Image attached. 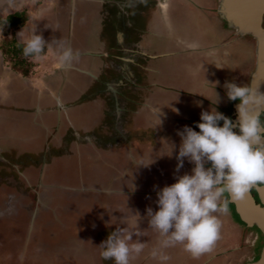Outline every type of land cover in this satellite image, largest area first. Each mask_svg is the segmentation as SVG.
I'll return each mask as SVG.
<instances>
[{
  "label": "flooded vegetation",
  "instance_id": "obj_1",
  "mask_svg": "<svg viewBox=\"0 0 264 264\" xmlns=\"http://www.w3.org/2000/svg\"><path fill=\"white\" fill-rule=\"evenodd\" d=\"M65 1L68 0H46V6L40 9L42 14L39 11L35 16L39 29L36 34L42 35L47 43L55 40L67 42L70 38L69 33L65 37L59 34L64 24L69 29L70 21L63 14L53 13H57L60 6L65 7L62 5ZM100 1L73 0L71 4L74 14L81 18L77 27L83 29L77 32L93 30L102 33L97 41L90 37L84 41L81 36L78 39L75 36L73 42L74 53H77L76 49L89 50L82 58H87V68L91 73L97 74L94 68L101 66L97 56L106 59V64L101 66V73L91 80L87 91L81 92L77 76L68 74L58 78L60 70L54 68L53 63L59 61L52 50L47 52V47L43 49L44 58L51 59L52 63L43 67L41 62L26 58V75L15 71L0 51L2 64L6 63V70H9L0 75L3 88L0 91V245L10 243L9 252L12 246L17 245L16 251L10 252V256L17 255L18 264H53V259L75 261L73 255L65 257L64 252L72 250L71 245H74V249H80L72 238L80 226L72 213H67V209L61 212L65 219H57L56 211L51 209V196L55 194L71 200L69 196L72 198L74 194L87 190L62 187L52 180L49 172L57 163H68L75 159L78 147L90 144L88 129L101 118L109 120L111 107L117 118L123 113L121 106L124 103L111 92L115 91L117 84L115 88L109 87L108 92L107 83L102 82L108 73L118 76L121 71L115 65H110V60L128 63L133 71H128L131 79L138 75L148 82L145 89L136 88L133 91L136 99H126L124 108H127V103L139 105V97L153 88L155 96L164 95L161 97H167L171 102L180 100L182 103L176 106L177 110L183 114L188 110L189 117L198 118L202 111L215 108L234 122L236 115L233 106L239 101L228 100L225 83L247 84L252 89L256 87L253 80L257 69L256 40L251 35L239 36L228 27L219 14V0H146V3L142 0H103L104 4ZM196 1L205 4L201 6ZM91 2L98 3V7L93 8ZM66 16L70 18L71 12ZM93 16L95 20L101 21V28L94 22L93 26L90 25L87 18ZM199 20H202L204 28H198ZM192 22L194 32H190L189 28ZM185 25L188 27L187 32ZM262 26L264 28V17ZM32 29L28 27V31ZM206 32L211 38L208 45ZM75 65L73 68L79 67L77 63ZM51 67V72L43 74L44 70ZM69 71L76 73L74 69H67L65 73ZM35 74L37 78L34 79L32 76ZM201 74L204 77L208 75L209 81L202 83L199 80ZM148 75L151 79H147ZM33 79L36 83L32 82ZM117 82L124 85L125 78H118ZM188 85L193 86V90ZM78 95L80 99L77 100ZM102 96H106L105 100H102ZM93 99L96 105L100 101L103 103L96 115L85 106L93 103ZM168 102L165 104L169 108ZM258 116L264 124V109ZM180 117L185 121L184 116ZM220 123L222 126L223 122ZM116 125L121 126L118 122ZM186 125L199 132L196 127ZM105 126L110 125L106 123ZM157 127L159 130L158 124ZM206 167H210V164ZM31 169L34 172L28 174L26 170ZM262 186L264 183H257L250 188L251 196L260 206H264V200L261 201L256 188ZM22 188L27 190L26 193L22 192ZM224 195L228 201V212L222 222L221 238L222 243H228L227 237L232 240V247L226 251L236 256L231 257V262L227 264H249L260 256L264 235L255 226L246 227L244 223L237 222L233 216L234 205L229 202L228 193ZM68 209L72 212L76 205ZM48 214L49 219L43 218ZM226 224L231 227L228 229ZM37 253H43V256ZM215 258L219 257L214 254L199 264H209L210 259ZM8 260L5 264H8ZM142 264H145L144 261Z\"/></svg>",
  "mask_w": 264,
  "mask_h": 264
},
{
  "label": "rangeland",
  "instance_id": "obj_2",
  "mask_svg": "<svg viewBox=\"0 0 264 264\" xmlns=\"http://www.w3.org/2000/svg\"><path fill=\"white\" fill-rule=\"evenodd\" d=\"M45 1L21 0L19 7H21L20 9H27L31 17L34 18L41 7L46 6L44 5ZM196 2L201 6L205 4L202 1ZM189 9H191L190 5ZM12 11L8 9L0 15L9 14ZM188 17L190 18L191 16L189 15ZM33 18L23 28L26 32H28L27 26L32 23ZM190 21L191 19H189ZM192 24L194 23L192 22L189 26L190 32H194V25ZM197 24L198 28L205 27L202 20H199ZM23 29L14 33L16 40L17 34ZM184 29L186 32L188 31L187 25L184 26ZM206 33V39H208L206 45H208L209 43L207 42L211 38L208 32ZM200 40H202V35ZM36 61L41 62L43 67L52 63L51 59L47 60L46 58ZM2 66L4 71L9 72V70H6V63L2 64ZM130 70L132 71L127 65L125 72H121L119 76L125 78L124 85L117 82L116 94L113 93L116 97L124 94L128 101L130 97L132 100L136 99L137 96L132 94L136 88L145 89L148 86L146 84L148 82L145 81L144 77L134 75L131 79L130 74L127 75ZM207 77L208 75L204 77L201 74L199 80L202 83L208 82L209 78ZM32 78H37V74L32 76ZM149 78L151 79L148 75L147 79ZM34 79L32 82L36 83ZM1 85L0 91L3 90ZM188 88L193 90L191 85H188ZM149 89L153 93V88ZM153 96L160 98L163 95L155 96L154 94ZM167 100L164 98L155 102L152 118L146 114V110L133 114L134 106L127 103V108H125V112L122 115L124 121V123L122 122V127L116 125V122L120 123V121L114 112L112 116H108V119H111H109L110 121L101 118L99 122H96L95 125L88 129L87 137L91 140L90 144L87 145L85 143L84 146L78 147V155L75 159L68 161V163H57L50 169V177L62 187L77 188L81 191L87 190V192L74 194L73 196L75 197L72 196L71 198L69 196L71 200L63 196L57 197L55 194L51 196V209L56 211L57 219H65L64 214L61 212H63V209H67L68 212H66L72 213L73 218L77 220L80 226H78L77 234L73 233L74 235H72L73 242L80 249H74V245H71L73 249L64 252L65 257H69L70 254L73 255L75 261L53 259V264H114L113 260L101 258V249L98 247L117 228H127L129 232L133 233L140 231L141 235L139 237L133 235L132 239L134 242L139 239L140 242L146 243L144 251L131 261L132 264H142V261L145 264H159L156 259L151 258L150 252L157 246V241L160 237L158 233L150 228L146 209L151 207L153 212L158 211L156 192L166 185L170 186L175 183L174 177L191 173L194 165L189 163L187 159L184 161L183 168L179 172L176 171L177 160L175 157L178 154L181 143L177 132L188 126L186 124L195 127L199 122L198 118H200V116L198 118L195 116L189 117L188 110L185 111V115L181 111H177L176 106L182 103L180 100L175 99L173 102L170 99L169 102ZM183 100L186 101L188 99ZM165 102L170 103L171 107L168 108ZM180 116H184L185 121ZM106 123H109L110 126L106 127ZM113 123H115V126ZM156 123L159 126V130ZM180 123L183 124L181 125ZM96 124L100 125L96 126ZM137 143L139 147H137ZM173 145L175 150L172 152ZM141 164L149 165L143 166ZM33 169L26 171L29 174L34 172ZM95 184L96 186H94ZM91 187L92 189H90ZM22 190L23 193L27 191L24 188ZM73 204L76 205V209L70 212L71 210L68 207ZM237 217L236 220L241 222L240 218ZM43 218L49 219L50 216L48 214ZM219 219L222 224L224 222L222 219H225V216L222 215V219ZM10 247V243L0 245V264H5L8 259V264H18L17 255L14 257L10 256V252L16 251L17 245L12 246V251L9 252ZM84 252H87V255ZM165 252L170 257L167 264H180L182 262L183 264H199L214 254L219 258L210 259L209 264H227L228 261L231 262V257L236 258L230 252L223 250L222 238L217 241L212 252L206 253L199 258H193L183 250L181 245L170 247ZM37 254H40V257L43 256V253ZM61 254L60 256H62ZM44 259L46 260L47 258L44 257Z\"/></svg>",
  "mask_w": 264,
  "mask_h": 264
},
{
  "label": "clouds",
  "instance_id": "obj_3",
  "mask_svg": "<svg viewBox=\"0 0 264 264\" xmlns=\"http://www.w3.org/2000/svg\"><path fill=\"white\" fill-rule=\"evenodd\" d=\"M4 2L9 8L17 6V0ZM21 46L24 57L34 60L43 59L47 47L60 67H70L79 55L61 40L47 43L36 34V28L17 34V47ZM224 88L228 100L239 101L237 121L212 108L201 112L200 122L195 125L199 132L188 126L178 131L181 143L175 157L176 171L183 168L185 159L194 167L190 174L174 177L175 183L156 192L158 211L146 209L150 228L160 237L150 252L159 264H167L170 257L165 250L176 245L193 258L212 252L221 238L219 216L228 212L224 194L239 199L253 185L264 183V124L250 111V106L264 104V94L235 82H226ZM172 148L173 152L175 146ZM208 164L210 167H206ZM133 235L139 237L141 232L117 228L98 247L101 258L114 264H131L146 247L139 239L134 242Z\"/></svg>",
  "mask_w": 264,
  "mask_h": 264
},
{
  "label": "water",
  "instance_id": "obj_4",
  "mask_svg": "<svg viewBox=\"0 0 264 264\" xmlns=\"http://www.w3.org/2000/svg\"><path fill=\"white\" fill-rule=\"evenodd\" d=\"M219 14L227 23L228 27L235 30L239 36L251 35L256 40L257 53V69L253 80L255 84L254 90H259L258 84L264 80V28L262 26L264 17V0H219ZM8 8L4 0H0V14ZM5 71L2 67L0 58V75ZM237 104L234 105L237 121ZM264 109V104L250 106V111L258 115ZM258 195L264 200V186L256 188ZM229 202L234 205L235 212L241 222L247 227H257L264 235V206L255 203L250 194V189L243 195L242 198L232 199L229 194ZM264 202V201H263ZM264 204V203H263ZM249 264H264V245L261 254L256 261Z\"/></svg>",
  "mask_w": 264,
  "mask_h": 264
},
{
  "label": "crops",
  "instance_id": "obj_5",
  "mask_svg": "<svg viewBox=\"0 0 264 264\" xmlns=\"http://www.w3.org/2000/svg\"><path fill=\"white\" fill-rule=\"evenodd\" d=\"M91 1H94V0H91ZM20 2H21V0H17V6L15 7V8H7L6 10H8V9H10L12 12H10V13H13V12H16V11H21V10H23V9H20L21 7H19V4H20ZM72 2H73V0H68V1H65V2H62V5H65V7L63 6H60L59 8H58V12L56 13V12H53L54 14H58V13H60V14H63V15H65V18H66V20H69L70 21V27H69V29H68V26H67V24H64L63 26V29H62V31H60V35L61 36H63V37H65L68 33V35H69V40L66 42L67 44H70V46H71V48L72 49H74L73 48V42L75 41L74 39H75V36L77 37V39H78V37L79 36H81V38H83V40L85 41L86 40V38L87 37H90V39L92 38V39H95L94 41H97L98 39H99V37H101L102 36V33H101V31H90V32H77V30H79V29H83L82 27H77V22L79 21V20H81V18L80 17H78V16H76V14H74V10H72L71 8H72V6H71V4H72ZM82 2V1H81ZM100 2H103L102 4H104V1L102 0V1H100ZM92 3V7L94 8H97L98 7V3H96V2H91ZM61 4V3H60ZM44 9H48V8H44ZM88 9V8H87ZM27 10V9H26ZM95 10V9H94ZM100 10L102 11L103 10V6H101L100 7ZM28 11V10H27ZM100 11V12H101ZM4 12V11H3ZM2 12V13H3ZM69 12H71V14H72V16L69 18V17H67L66 15H68L69 14ZM8 13V12H7ZM29 13V12H28ZM40 14H42V11H40ZM4 15H6V14H4ZM0 16H3V15H0ZM29 16H30V19H29V21L31 20V18H33V17H31V15H30V13H29ZM37 17V16H36ZM95 18L96 17H91V18H87V19H89L90 21H89V23H90V25H92L93 26V23L92 22H94V23H97V25L99 26V28H101V21L100 20H95ZM101 18H103V16L101 15ZM28 21V22H29ZM36 22V18L34 17L33 19H32V23L30 24V25H28L27 26V28L28 27H33V28H36L37 30V32H39L38 30V25L35 23ZM92 23V24H91ZM27 25V24H26ZM25 25V26H26ZM82 24H80V26H81ZM25 26L23 27V28H25ZM22 28V29H23ZM69 30V31H68ZM89 31V30H88ZM118 34V33H117ZM120 34V33H119ZM56 36V35H55ZM65 39V38H64ZM121 40L122 41H124V39H122L121 38ZM56 41V40H55ZM54 41V42H55ZM84 41L82 42V41H80L79 43H84ZM64 42V41H63ZM55 44V43H54ZM77 44V43H76ZM47 51H48V49H46ZM77 50V53L79 54L78 55V59H75L72 63H71V66L70 67H60L59 66V62H54L53 63V66H54V68H57V69H59L60 70V74L58 75V78H60V77H65V75H71V76H77V77H79V79H80V85H81V92H85V91H87V89H88V87H90L91 86V80L93 79V78H96V77H98L99 76V74L101 73V66H103V65H105L106 63V59L104 60V59H101L100 58V56H97V57H99V62H100V64H101V66H97V67H95L94 68V70H96V72H97V74H93V73H91L90 71H88V60H87V58L85 59V58H82L83 57V55H85V52H86V50L87 49H76ZM51 50H49L48 51V53L50 52ZM83 51H84V53H83ZM89 50H87V52H88ZM110 57V56H109ZM117 60H121V59H117ZM115 62V63H114ZM75 63H77L78 65H79V67H75V68H73L74 66H76L75 65ZM99 64V65H100ZM109 64L110 65H115V67L116 68H118L119 69V73H118V76L117 75H115L117 78H115V76H113L112 74H107L105 77H104V79L102 80V82H104V83H107V91L109 92V87H113V88H115V85H116V79H123L124 77L123 76H119L120 74H121V72H125V68H126V66L128 65V67L130 68V65L128 64V63H124V62H118V61H112V60H110V62H109ZM77 65V66H78ZM81 65L83 66V67H81ZM122 65V66H121ZM126 65V66H125ZM53 69V67H51L50 69H46V70H44L43 71V74H45V72H51V70ZM67 69H74L75 71H76V73H73V72H71V71H69L68 73L66 72L65 73V71L67 70ZM131 71V70H130ZM127 75H129V72L127 73ZM121 83V82H120ZM116 91V90H115ZM115 91H113V93H115L116 94V92ZM112 92V91H111ZM164 96V95H163ZM80 97V95H78L76 98H77V100L78 99H80L79 98ZM114 97H115V95H114ZM105 98H106V96H102V100H105ZM117 98L121 101V102H123L124 103V105H126V98H125V96H124V94H122V95H120V96H117ZM164 98H167V97H154L153 96V93L150 91V90H147V92L146 93H144L143 95H142V97L140 96L139 97V99H138V103H139V105L137 104V106H135L134 105V107H133V109H134V111L136 112V113H139V112H142V111H144V110H146V114H148V116L150 117V118H152L153 116H152V114H153V107L156 105L155 104V102L158 100V99H164ZM169 99V98H168ZM125 101V102H124ZM93 103H89V104H85V106L87 107V109H90L92 112H93V114L94 115H96L97 113L96 112H98V111H100V108H101V106L103 105V103L100 101V104H101V106H100V104H98V105H96L95 104V99H93V101H92ZM155 104V105H154ZM158 104V103H157ZM123 105V106H124ZM123 106H121V108H122V110H123V113L121 112V114H120V118H118L119 119V121H120V125H121V127L123 126L122 125V122L124 123V121H123V117H122V115L124 114V112H125V108L123 107ZM176 106V105H175ZM169 107H171L170 106V104H169ZM173 107V106H172ZM133 111V112H134ZM113 110H112V107H111V110H110V115L112 116L113 115ZM136 113H134V114H136ZM95 123H96V121H95ZM95 123H93V124H95ZM236 213V212H235ZM237 215V214H236ZM234 216V215H233ZM219 218H221L222 219V215H220L219 216ZM235 218V217H234ZM227 220V219H226ZM236 220V219H235ZM222 221H224V219H222ZM237 222H239L238 220H237ZM240 223V222H239ZM227 225V224H226ZM228 226V229H229V227H231L230 225H227ZM221 232L223 233V231H222V227H221ZM227 241H228V243H222V244H224L223 246V249H225V250H228L229 248H231L232 246H230V245H232V243H231V239L230 238H228L227 237ZM226 247H228V248H226ZM207 258V257H206Z\"/></svg>",
  "mask_w": 264,
  "mask_h": 264
},
{
  "label": "trees",
  "instance_id": "obj_6",
  "mask_svg": "<svg viewBox=\"0 0 264 264\" xmlns=\"http://www.w3.org/2000/svg\"><path fill=\"white\" fill-rule=\"evenodd\" d=\"M29 19L30 16L26 9L0 16V29H2V31H0V51L5 61H7L15 71H20L25 75L27 74L25 69L26 57H24L22 53V46L17 47V40L14 37V33L22 29L28 23ZM234 217H237L236 213H234ZM258 258L259 257H257L256 260Z\"/></svg>",
  "mask_w": 264,
  "mask_h": 264
},
{
  "label": "bare ground",
  "instance_id": "obj_7",
  "mask_svg": "<svg viewBox=\"0 0 264 264\" xmlns=\"http://www.w3.org/2000/svg\"><path fill=\"white\" fill-rule=\"evenodd\" d=\"M263 82H264V81H263ZM263 82H262V83H259V86H260V87L258 86V87H259V90H260V89H263V90H264V83H263ZM261 86H262V87H261ZM259 93L264 94V92H261V91H259Z\"/></svg>",
  "mask_w": 264,
  "mask_h": 264
}]
</instances>
